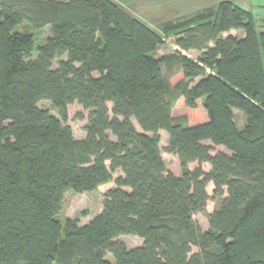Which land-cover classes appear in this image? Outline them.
<instances>
[{"label":"trees","instance_id":"1","mask_svg":"<svg viewBox=\"0 0 264 264\" xmlns=\"http://www.w3.org/2000/svg\"><path fill=\"white\" fill-rule=\"evenodd\" d=\"M46 27L34 58L32 31ZM161 29L113 0H0V264H264V32L232 1ZM232 31L244 37H224ZM170 36L174 97L169 58L153 55ZM190 51L197 61L181 54ZM180 98L190 113L176 118ZM76 104L89 112L82 140L67 125ZM160 131L180 176L166 168ZM109 183L90 223L59 222L67 191ZM209 184L221 200L203 231L195 216L207 211Z\"/></svg>","mask_w":264,"mask_h":264},{"label":"rangeland","instance_id":"2","mask_svg":"<svg viewBox=\"0 0 264 264\" xmlns=\"http://www.w3.org/2000/svg\"><path fill=\"white\" fill-rule=\"evenodd\" d=\"M233 1L235 4L240 6L241 8L249 11L255 23L258 32H264V0H227ZM223 2V1H222ZM221 3V2H220ZM219 4V3H218ZM216 4V5H218ZM148 25V24H147ZM150 27V26H149ZM194 27V26H192ZM152 28V27H150ZM153 29V28H152ZM158 33H162V29L156 28L153 29ZM16 31H25L30 32L26 26H19L16 27ZM35 36V51H34V58L37 56V49L39 46H42L46 43L47 38H49L52 34V29L50 27H46L41 31H32ZM228 35H233L238 38L243 37L244 33L242 31H233L232 33L225 34L224 37ZM178 37H184V34ZM177 37L170 36L167 39L165 45L158 48V50L153 54L155 58H162L167 57L168 63L170 66L164 64L163 65V73L166 78L167 82V92L168 95L174 97L175 95V83H173L170 79V74H172L176 69L177 65L174 64L176 61V54L179 52L177 46ZM182 55L191 58L194 61H197L201 55L198 51H190V52H183ZM61 59H56L54 62V69L57 68L58 62ZM198 80L195 81V83ZM42 109H46L50 111V113L56 117L58 116L57 110L54 108L51 102L49 101H41L38 105ZM109 107H111L109 105ZM197 111L206 119V112H204L203 104L200 103L198 106ZM190 113V109L185 106L183 99H176L174 108H173V115L176 118L186 116ZM234 114V123L239 130H242L245 127L246 119L244 114L239 111L233 110ZM89 112L84 111L83 108L79 105H74L70 108V120L67 123L74 133V136L78 140H82L86 136V126H87V119H88ZM80 118H83L82 120ZM134 125L140 131L137 123L133 121ZM169 142V135L166 132L162 133L161 136V144L160 148L162 151V157L165 161L166 168L168 171L172 172L176 176L181 175V168L180 163L177 157L168 154L165 152V148L168 146ZM206 144H211L207 142ZM222 151L221 148H214L213 154ZM197 164L191 165V169H194ZM206 171L210 170V166L205 165L204 168ZM121 175L120 172L113 173V179H117ZM114 186L113 183L107 186H101L94 192L78 194L73 191H67L64 195L63 203H62V210L58 215V220L62 224L67 219L78 220L81 225H85L90 223L95 217H97L103 210V203L105 200V195L109 191L110 187ZM211 200L208 202L207 211L202 214H197L195 219L199 222L200 226L202 227L203 231H207L209 228V215L219 206L220 198H213V186L210 185L207 189ZM119 241L123 242L129 249L137 248L142 245V239L135 237V236H121ZM194 252H197L196 248H193ZM108 261L114 263V258L107 255Z\"/></svg>","mask_w":264,"mask_h":264},{"label":"crops","instance_id":"3","mask_svg":"<svg viewBox=\"0 0 264 264\" xmlns=\"http://www.w3.org/2000/svg\"><path fill=\"white\" fill-rule=\"evenodd\" d=\"M57 1H64V0H57ZM113 1L117 3L121 8H123L126 12L138 18L139 20L143 21L144 23L148 24L153 29L156 28L161 29V27L168 22H176L180 19L190 17L197 12H201L208 8H213L217 6L216 4L227 0H113ZM163 132L165 131H160L161 136ZM191 165L194 164L189 165L190 169H191ZM205 165L210 166L209 164L205 163L202 165V168H204ZM210 170H211V166H210ZM210 170L206 171L204 169V171L206 172H209ZM210 185L213 186V184H209L208 187ZM113 187L114 186L110 187V189Z\"/></svg>","mask_w":264,"mask_h":264}]
</instances>
